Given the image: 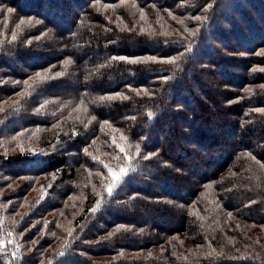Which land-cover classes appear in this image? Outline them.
Segmentation results:
<instances>
[{"label": "trees", "instance_id": "trees-1", "mask_svg": "<svg viewBox=\"0 0 264 264\" xmlns=\"http://www.w3.org/2000/svg\"><path fill=\"white\" fill-rule=\"evenodd\" d=\"M0 264H264V0H0Z\"/></svg>", "mask_w": 264, "mask_h": 264}, {"label": "snow or ice", "instance_id": "snow-or-ice-1", "mask_svg": "<svg viewBox=\"0 0 264 264\" xmlns=\"http://www.w3.org/2000/svg\"><path fill=\"white\" fill-rule=\"evenodd\" d=\"M9 11H11V9H9ZM23 23V22H21ZM13 39H15V36H13ZM71 63V61H66L65 62V67H67V64ZM63 73H57L56 75H62ZM36 76L38 78H40L41 80L45 79L46 76H47V73L44 74V76H41L40 73H37ZM25 83H27V81H25ZM101 99H113V97H101ZM150 157L149 156H144V159H149ZM125 170L124 169H121V172L123 173ZM109 191H111V189H109Z\"/></svg>", "mask_w": 264, "mask_h": 264}, {"label": "rangeland", "instance_id": "rangeland-1", "mask_svg": "<svg viewBox=\"0 0 264 264\" xmlns=\"http://www.w3.org/2000/svg\"><path fill=\"white\" fill-rule=\"evenodd\" d=\"M51 51H53V53H55L56 52V47H54L53 48V50H51ZM237 69H240V68H237ZM236 69V70H237ZM218 77V80H221V77L219 76V75H217ZM74 83L73 82H71V81H69L68 82V84H66L64 87H62V89L64 90V91H72L73 90V88H74ZM125 214V213H124ZM172 218L170 217V216H168V217H166V221L167 220H171Z\"/></svg>", "mask_w": 264, "mask_h": 264}]
</instances>
